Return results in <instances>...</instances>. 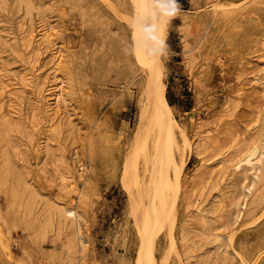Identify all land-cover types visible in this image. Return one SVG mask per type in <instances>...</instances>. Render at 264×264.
I'll use <instances>...</instances> for the list:
<instances>
[{"label": "rangeland", "instance_id": "374dc122", "mask_svg": "<svg viewBox=\"0 0 264 264\" xmlns=\"http://www.w3.org/2000/svg\"><path fill=\"white\" fill-rule=\"evenodd\" d=\"M24 1L0 0V264H264V244L247 255L238 243L251 241L252 215L264 221V183L233 228L221 225L238 191L226 159L264 126V0H178L162 64L133 35L127 0ZM79 6L95 32L86 41ZM76 52L97 54L107 74L73 73ZM153 74L168 123L147 101ZM60 87L65 106L52 116ZM58 201L84 216L83 255ZM214 228L230 239L212 240Z\"/></svg>", "mask_w": 264, "mask_h": 264}, {"label": "bare ground", "instance_id": "6f19581e", "mask_svg": "<svg viewBox=\"0 0 264 264\" xmlns=\"http://www.w3.org/2000/svg\"><path fill=\"white\" fill-rule=\"evenodd\" d=\"M17 1L20 4H25L24 0H17ZM129 1L130 0H127L126 3L121 1L120 6L125 11L124 13H132V15H130V16H132V22H133V16L138 12L140 4L138 3V0H131V2H129ZM118 2H119V0H118ZM80 8L84 13L83 18H82L81 29H82L83 39H84V41H86V40H89L90 39L89 37L92 36L93 34H95V32L92 28L93 25L90 22L92 19H91V16L88 14L87 9L85 7H80ZM127 15H129V14H127ZM96 22H98V21H96ZM137 34H138V31H133L134 36H136ZM44 35H46L45 32H42L41 36L44 37ZM96 55L97 54L92 55L91 58L89 59L88 55L82 57L83 55L79 52L71 53L69 55L70 70L73 71V73H77V74L79 73V75L81 73L80 71H82V74L84 76H87L89 74V70H91V69H92V72L97 74V75H100V76L106 75L107 73L103 72L104 71L103 61L99 58L98 55L97 56ZM102 68H103V70H102ZM148 80H149V83L147 86L148 93L146 94L147 101L150 102V104L153 107V110L155 112H157V114L163 120V122L168 123V122L172 121L171 120V106L166 101V98L164 95V83L162 82L160 75L153 74ZM60 86H62V84ZM1 87L3 88L4 91L8 92L9 89H8V87L6 88V85L4 83L1 84ZM58 87H59V85H58ZM62 92H63V89L61 87L58 88V90L55 92V95L53 97V103L54 104L51 107H49V110H47L48 112H50V114L52 116H56L58 114L60 108L62 106H65V97L62 94ZM9 93H10V90H9ZM49 106H50V104H49ZM145 112H146L145 105L142 104V106L140 108V112H139L140 116H143L145 114ZM142 128H143V122H142V117H141V119L138 121V123L136 125L135 134L139 135ZM0 138L4 141L3 146H1V148L5 154L6 153L5 142H9V141L2 135L1 131H0ZM245 145H246V143H245ZM6 156H8V154ZM62 158L64 159V157H62ZM226 161L228 163L227 164V170L231 171L232 173H236L239 175V177L237 179L238 180V182H237L238 187L236 186L238 188V191L234 195V197L232 198V200L230 202L231 209L228 212V214L226 215V218L221 225H223L225 227L229 226V227L233 228V225L241 219V216L244 213L245 201L247 200V197L250 195L254 186L259 182L264 183V126L259 130V132L256 134L255 137L251 138V142L247 146H245L244 148H241V149H236L235 154L232 157L227 158ZM9 162L5 161V163L8 164L7 166L9 168H11L14 164L11 166V164H9ZM2 163H3V161L1 162V164ZM79 164H82V162ZM0 166H2V165H0ZM181 166L182 165L180 164V167ZM83 167L84 166L82 165L81 168H83ZM223 169H224V167H223ZM12 170H14V169H11L10 171H12ZM0 171H1V169H0ZM86 171H88V167H87ZM14 174L17 175V173H14ZM66 178H67L66 176H62L60 178L61 184L65 185ZM5 179H6V177H3V181ZM20 179L21 180L19 183H15V181H17L18 178L14 181V183L16 185L18 184V186L22 185V184L19 185L21 183V181L23 180L22 178H20ZM12 184L13 183H11V185ZM25 187H26V184H25ZM24 190H23V192H24ZM80 192L81 191L78 190L77 195L81 194ZM128 192H129V194H132L131 191H128ZM140 197H142V196H140ZM262 201H263V196L260 194H256L252 199L253 205L255 207H258L262 203ZM58 202H56V203H58ZM57 205L58 206L54 212V213H56L57 221L60 224H68L69 226L72 227L74 235H75V239H74V242H72V244L76 246L75 249L77 251H79L80 255H83V251L85 250L86 245H87V239L84 237V232H83L82 224H81V220L84 219V216L81 213V211L79 210L78 204L76 203V201H74L72 204H69V205L63 204L62 202H59V204H57ZM198 210L200 212L203 211L201 208H198ZM260 217H261V215H260ZM259 219H258V217L253 218V215L251 216V222L250 223H252V221H254V224H255V226H253L251 229V233H252L251 241L249 242L248 239L246 241V236H243L240 238V240L238 242L239 246L243 249L242 251L247 253V255H251L253 251L259 249V247L264 244V221H261V222L259 221V223H257V224L255 223V221L257 222ZM249 225H251V224H249ZM211 227H212V225H211ZM213 227H215V225ZM245 227H247V226H245ZM216 229L214 228L210 234L212 240H214L215 242L218 243V242H222V238H226L228 240L230 239L225 234L216 231ZM217 230H219V229H217ZM224 243H225V241H224ZM230 244L231 243H229V245ZM220 248L223 250L224 245H223V247H222V245H219V249ZM261 255H262V253H261ZM201 258H202V256H201ZM258 259H259L258 256L255 257L256 261Z\"/></svg>", "mask_w": 264, "mask_h": 264}, {"label": "clouds", "instance_id": "9594fccd", "mask_svg": "<svg viewBox=\"0 0 264 264\" xmlns=\"http://www.w3.org/2000/svg\"><path fill=\"white\" fill-rule=\"evenodd\" d=\"M141 11L133 16V31L140 35V47L150 60L163 63L173 53L167 44L168 28L174 18L180 17L178 0H138ZM135 44L125 48V54H134Z\"/></svg>", "mask_w": 264, "mask_h": 264}]
</instances>
